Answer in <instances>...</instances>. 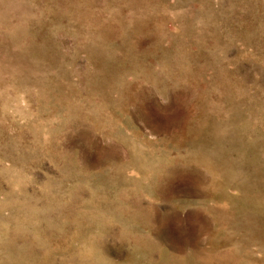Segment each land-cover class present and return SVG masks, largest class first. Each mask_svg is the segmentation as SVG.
<instances>
[{"label": "rangeland", "instance_id": "rangeland-1", "mask_svg": "<svg viewBox=\"0 0 264 264\" xmlns=\"http://www.w3.org/2000/svg\"><path fill=\"white\" fill-rule=\"evenodd\" d=\"M0 264H264V0H0Z\"/></svg>", "mask_w": 264, "mask_h": 264}]
</instances>
